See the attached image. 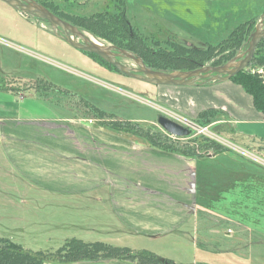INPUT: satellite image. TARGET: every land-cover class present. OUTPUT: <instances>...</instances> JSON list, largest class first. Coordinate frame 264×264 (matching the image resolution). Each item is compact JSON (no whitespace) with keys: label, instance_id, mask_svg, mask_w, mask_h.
I'll return each mask as SVG.
<instances>
[{"label":"rangeland","instance_id":"374dc122","mask_svg":"<svg viewBox=\"0 0 264 264\" xmlns=\"http://www.w3.org/2000/svg\"><path fill=\"white\" fill-rule=\"evenodd\" d=\"M30 1L48 8L51 13L75 26L88 40L95 39L99 46L104 44L106 49L122 51L123 54L126 52L120 58L121 65L135 69L141 64L145 66L144 63L154 68L168 65L167 60L160 56L177 49V45L169 46L166 42L205 49L209 45H218L239 27L219 28L207 24L201 17L186 18L176 10H170L174 4L166 0ZM124 20L133 26L134 33L139 36L137 38L147 47L148 55L138 52L143 50L127 42L128 34L119 26ZM257 29L264 30V21L255 24L247 42L223 65L244 59L251 37ZM63 38L84 45L75 37L69 38L68 33H61L45 21L21 14L0 1V88L5 86L14 93L19 92V96L8 97L0 91V106L7 102L19 107L22 119L69 116L85 121L92 129H110L104 124L106 122L95 121L93 113L75 107L74 99L54 98L50 92L33 93L29 90L37 84L42 86L43 82L39 81L43 80L81 95L111 115L112 118L108 120L138 123L142 128H151L164 135L168 134L158 126L157 118L162 116L178 123L189 129L190 134L187 137L168 135L172 140L190 142L191 145L202 142L203 146L214 143L226 149V152L219 153L212 160H201L198 166L199 172L205 174L208 185L213 179L219 182L213 194L214 199H210H213L210 213L224 215L229 225L205 224L206 228L215 229L208 244H203L204 239H201V223L196 224L197 229L187 223L178 231L156 239L131 233L125 235L121 233L123 228L119 227L111 211L112 217L109 216V204L105 201L96 204L83 202L81 197L33 191L14 194L8 199L0 198V238L30 251L54 252L72 238L86 243L103 242L132 249L146 247L150 249L146 251L159 258L173 257L181 264H196L203 255L201 246H255L251 248L252 251L243 248L239 260L243 264H258L261 261L264 264V123L232 125L225 122V116L220 113L211 118H207L206 114L200 118L194 107L195 97L190 96L187 87L157 86L106 66L100 69L95 66L100 64L96 58H87L70 48ZM152 52H155L153 57L150 56ZM184 64H172L180 67L173 72L192 71L186 69L190 64ZM206 66H210V61L202 65ZM259 74L264 83V70L259 71ZM203 82L196 80L194 83L199 85ZM67 101L70 111L62 106ZM211 120L218 122L211 123V127L207 124ZM216 123L219 124L214 125ZM196 155L207 157L214 155V151L198 149ZM237 171L239 177H236ZM236 178L246 182L245 186L242 184L241 193L235 188ZM224 181H228L226 185ZM239 209L242 214L235 217ZM236 226L241 229L237 230ZM228 229L233 232L229 238L226 237ZM193 246H198L197 255ZM220 253H212L214 255L209 256L207 261L211 264L230 263V259L221 258Z\"/></svg>","mask_w":264,"mask_h":264},{"label":"crops","instance_id":"0c3cea01","mask_svg":"<svg viewBox=\"0 0 264 264\" xmlns=\"http://www.w3.org/2000/svg\"><path fill=\"white\" fill-rule=\"evenodd\" d=\"M166 1L174 4L170 10L174 9L186 18H204L207 24L219 28L240 26L250 21L259 25L264 21V0ZM185 87L190 89V96L195 97L194 107L199 114L218 111L225 116V122L232 125L264 123L252 98L230 80ZM0 91L8 97L19 96V92L14 93L6 87ZM14 107L7 102L0 106V198L40 191L81 197L83 202L100 204L105 201L109 204V216L112 217V212L119 227L126 230L120 228L121 233L154 239L178 231L187 223L196 229V224L201 223V239H204L203 244H208L215 229H208L205 224L229 225L224 215L210 213L219 182L213 179L208 185L198 166L201 160H212L218 154L203 159L188 158L153 148L125 133L92 129L83 120L22 119L19 107ZM236 173L239 177L238 171ZM228 181H224L225 185ZM245 183L236 178L238 192L241 193ZM240 214L241 209L234 216ZM236 229L241 228L236 226ZM226 234L229 238L233 232L228 229ZM197 247L193 246L195 255ZM201 247L203 255L198 256L200 260L196 264H211L208 257L216 252H222L221 258L230 259V263L225 264H243L239 253H243V248L252 251L255 246ZM130 249L142 251L148 248ZM164 258L181 264L173 257ZM71 264L130 263L101 260Z\"/></svg>","mask_w":264,"mask_h":264},{"label":"trees","instance_id":"16d2710c","mask_svg":"<svg viewBox=\"0 0 264 264\" xmlns=\"http://www.w3.org/2000/svg\"><path fill=\"white\" fill-rule=\"evenodd\" d=\"M255 24L256 21L244 23L232 31L228 38L218 45H209L205 49L189 48L180 44L167 42L169 46L177 45V49L174 48L165 54L162 53L161 56L167 60L168 65L162 68L157 67V70L166 72L179 70L180 67L172 65L177 62L190 64L188 67L186 66L187 70L201 68L203 64L209 61L210 66H222L233 58L243 44L247 42ZM178 53L185 54V56H180L181 54L179 55ZM261 70H264V38L258 43L247 69L230 78L233 84L241 87L252 98L254 108L264 117V83L259 74ZM95 112H93L94 119L107 120L112 118L110 117L111 115L103 111ZM218 113V111L214 110L206 111L199 114V117L203 118L206 114L207 118H211L212 115L215 116ZM214 122L218 121L211 120L207 124L212 127L211 123ZM104 124L111 131L125 133L140 139L153 148L188 158H205L206 156L196 155L198 149L201 151L212 149L214 154L226 152V149L214 143H211L210 146H203L202 142L193 145L189 144L190 142L180 143L172 140L168 135L154 131L151 128H142L138 123L130 121L108 120ZM203 141L207 140L204 139ZM101 260H121L130 264H176L172 260L159 258L150 251H133L128 247L112 246L103 242L86 243L72 238L66 240L56 251L49 252L25 250L19 244L0 238V264H71Z\"/></svg>","mask_w":264,"mask_h":264},{"label":"water","instance_id":"95a60500","mask_svg":"<svg viewBox=\"0 0 264 264\" xmlns=\"http://www.w3.org/2000/svg\"><path fill=\"white\" fill-rule=\"evenodd\" d=\"M0 1L14 8L21 14H26L34 18L43 20L48 23L51 27L60 29L62 31L70 32L72 35L81 38L84 45L82 46L68 41L72 47L97 55L104 61L117 68L119 72L126 76L157 86H194L196 85L194 83L196 80H204V82L199 85L220 80H230V78L237 75L239 72L245 70L248 67L258 43L264 38V30L257 29L251 37L244 59L238 63H227L226 65L216 67L206 66L188 72L167 73L163 71L146 69L144 67L140 68L139 70H136L134 68L123 66L111 60V58H109L107 55L106 48L99 47L91 43L77 30V28L61 20L59 17L55 16L45 7L37 4L36 2L30 0ZM130 57L136 61L133 56ZM137 73H140L143 76L141 77ZM157 124L165 133L170 136L187 137L190 134L189 129L162 116L157 118Z\"/></svg>","mask_w":264,"mask_h":264},{"label":"flooded vegetation","instance_id":"af4514ba","mask_svg":"<svg viewBox=\"0 0 264 264\" xmlns=\"http://www.w3.org/2000/svg\"><path fill=\"white\" fill-rule=\"evenodd\" d=\"M4 3V2H3ZM9 6V5H8ZM47 10H49L48 8H46ZM17 11V10H16ZM20 13V12H19ZM55 15V14H54ZM56 16V15H55ZM58 17V16H57ZM61 19V18H60ZM61 20H63V19H61ZM63 21H65L66 23H68V24H70L71 26H73L71 23H69V22H67L66 20H63ZM121 25H119L120 26V28H121V30L125 33L126 32V34H128L127 36H128V40H127V42L130 44V42H131V44H133V45H135L138 49H142L143 51H139L138 50V52H140V53H142L143 55H148V53H147V47L146 46H143L142 44H141V40H140V38L138 39L137 37H139V36H137L135 33H134V31L135 30H133V26L131 25V24H129V22L127 21V20H124L123 22H121L120 23ZM73 27H75V26H73ZM58 31L59 32H61V33H68L69 34V38H72V37H75V39H77V40H79V42H83L82 40H81V38H79V37H77V36H75V35H72L70 32H66V31H62V30H60V29H58ZM81 33V32H80ZM82 34V33H81ZM83 35V34H82ZM84 36V35H83ZM85 37V36H84ZM62 38V37H61ZM86 38V37H85ZM63 41H64V43L67 45V46H69L70 48H72V49H74V50H76V51H78V52H80L82 55H84V56H86L87 58H88V56H90V58L93 56L94 58H96L99 62H100V64H98V65H95L94 64V62H92V64L93 65H95V66H97V67H100V69L101 68H104L103 66H106V67H109L110 69H112V70H114V71H116V72H118V73H121V72H119L118 71V69L117 68H115L114 66H112L111 64H109L108 62H106V61H104L103 59H101L100 57H98L97 55H95V54H92V53H88V52H85V51H83V50H80V49H77V48H74V47H72L70 44H69V42H68V40H66V39H64L63 38ZM156 42H158V43H162L163 42V40H155ZM91 42V41H90ZM166 42V41H165ZM167 43V42H166ZM102 47H104L105 45L103 44V45H101ZM107 47H110V45L109 46H107ZM107 55H108V57L109 58H111V60H113L114 62H117V63H119V64H121L120 62H122V61H120V58H121V56L122 55H125V54H123V52L121 51V52H118V51H116V50H114V49H107ZM112 52V55L110 54ZM117 52V53H116ZM124 53H126V52H124ZM139 54H137V56H138ZM155 55V52H152V54H150V56L151 57H153ZM162 55V54H161ZM160 58H162V56H160ZM92 59V58H91ZM163 59V58H162ZM145 64V66H142V65H140V67H137L136 66V70H139L140 68H142V67H145L146 69H150V70H155V71H159V70H157V68H154L155 66H151V65H148V64H146V63H144ZM135 69V68H134ZM161 71V70H160ZM122 74V73H121ZM138 75H140V73H137ZM37 82V81H36ZM40 82H43V84H42V86L41 85H39V84H37V85H35V86H33L32 88H29V90L31 91V92H37V93H41V92H43L44 91V93H48V92H50V93H52L53 94V96H54V98H58V97H60V98H64V99H66V98H69V99H74V101H75V103H76V106L75 107H77V108H80L81 110H84V112H87V113H93V112H95V113H97V112H99V111H103V112H105L103 109H101V108H99V107H97V106H95V105H93V104H91V103H89L86 99H84L81 95H78L77 93H74V92H72V91H70L69 89H67V88H63V87H57L56 85H54V84H52V83H49V82H45V81H39V83ZM38 83V82H37ZM44 86V87H43ZM5 87V86H4ZM41 91V92H40ZM67 100V99H66ZM57 102V104L59 103V101L57 100L56 101ZM67 103H68V101L67 102H65L62 106L64 107V108H67ZM68 109V108H67ZM69 110V109H68ZM70 111V110H69ZM82 113V112H81ZM83 114H85V113H83ZM84 116V115H83ZM53 118H55V119H58V121H61L62 119H72V120H74V119H78V118H75V117H69L68 116V118H67V116H60V117H56V116H54ZM95 121H98V122H107L108 121V119L107 120H99V119H96ZM111 121H113V120H111Z\"/></svg>","mask_w":264,"mask_h":264},{"label":"bare ground","instance_id":"6f19581e","mask_svg":"<svg viewBox=\"0 0 264 264\" xmlns=\"http://www.w3.org/2000/svg\"><path fill=\"white\" fill-rule=\"evenodd\" d=\"M89 40H90L92 43H94L95 45L98 44L97 41H96L95 39L89 38ZM101 45H102V44H101ZM101 45L99 46V44H98L97 46L101 47Z\"/></svg>","mask_w":264,"mask_h":264}]
</instances>
